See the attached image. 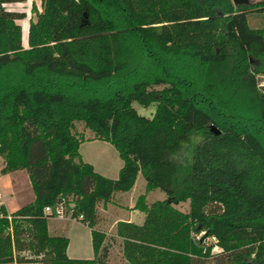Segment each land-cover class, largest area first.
Wrapping results in <instances>:
<instances>
[{"label": "trees", "instance_id": "1", "mask_svg": "<svg viewBox=\"0 0 264 264\" xmlns=\"http://www.w3.org/2000/svg\"><path fill=\"white\" fill-rule=\"evenodd\" d=\"M19 1L0 0V172L24 170L33 199L0 206V263L106 264L97 206L140 173L143 219L113 234L126 264H264V26L247 23L264 0H39L26 47L24 14L2 7ZM90 139L117 151L115 178L81 160ZM153 189L165 198L146 203ZM58 201L89 228L91 258L48 233Z\"/></svg>", "mask_w": 264, "mask_h": 264}, {"label": "rangeland", "instance_id": "2", "mask_svg": "<svg viewBox=\"0 0 264 264\" xmlns=\"http://www.w3.org/2000/svg\"><path fill=\"white\" fill-rule=\"evenodd\" d=\"M2 7L8 10L21 12L24 14V17L21 19L16 20V22L21 26V44L26 47V33H27V26L29 21L34 20L35 13L41 10V5L39 0H23L19 2H10L2 4ZM247 23L252 28H260L264 26V15L262 13H249L247 14ZM259 84L262 85L264 83V74L257 75ZM132 107L136 110V112L140 115L150 117L154 111V104H150L148 106H140L139 104L133 102ZM74 131L77 133H82L84 138L91 137L92 132L89 131L87 128H84L82 124L75 123ZM78 153L82 161L87 162L89 164H93L95 167V171L103 176L114 178L113 171L107 169L111 164H114L116 159H120L118 156L117 151L115 148L109 144L108 142L97 140V141H83L78 146ZM2 167V159L0 157V168ZM103 173V174H102ZM144 180L140 174H137V180L131 190V192L123 193V192H116L117 195L121 196V199L126 201L130 195L134 197V201L136 197L143 193V186ZM0 191L2 195L5 197L4 208H6V212L10 213L14 211V209L27 204L32 199V192L31 188L27 182V175L24 170L18 171H11L3 175L0 172ZM165 194L159 189L150 190L147 195L145 196V202L149 203L153 200H160L164 199ZM4 201V198H2ZM118 198L116 197L115 200ZM6 206V207H5ZM175 207L185 211L187 209V202H180L175 204ZM141 217L143 214L141 213ZM141 219H136V221H142ZM106 220V219H104ZM140 221V222H141ZM49 230L51 234L53 232H65L67 237L72 240V248L75 245V237L81 236L82 230L81 225L74 219L71 218H54L48 221ZM108 229V228H106ZM105 229V230H106ZM56 230V231H54ZM109 234L106 235L109 242H111L110 247L108 249V257L106 264H126L123 260L121 255L120 243L119 239L111 236L110 234H114L111 230H107ZM202 232L198 235L200 236ZM114 239V240H113ZM204 242L206 244H213V239L210 237H205ZM213 252L217 251L218 248L213 246L211 249ZM92 254H89L91 258ZM69 258H81V257H69Z\"/></svg>", "mask_w": 264, "mask_h": 264}, {"label": "crops", "instance_id": "3", "mask_svg": "<svg viewBox=\"0 0 264 264\" xmlns=\"http://www.w3.org/2000/svg\"><path fill=\"white\" fill-rule=\"evenodd\" d=\"M87 141H97V139L85 140V142H87ZM81 143H83V142H81ZM121 164H122L121 159H116L114 164H111L108 167H106L107 169H110V170L113 171V174L115 175L114 178L116 177L118 169L121 166ZM92 167H93V169H95L93 164H92ZM16 171H18V170H16ZM7 173H9V172H7ZM5 174L6 173H4L3 175H5ZM136 180H137V176H136V179L134 181V184H135ZM27 182H28V185L30 187L28 177H27ZM134 184H133V186H134ZM133 186L131 187L130 190H128L126 192H123V193L131 192ZM142 188H143V191H144V184H143ZM148 192L145 193V196L147 195ZM31 196H32V199H33V193H32ZM121 196H123V195H117V193H114L113 197L111 198V200L109 202H107L105 205L99 204L97 206L99 222L96 225V227L99 230L103 231L105 233V235L109 234L107 232V230L109 231V230L112 229V232H114L115 224H116L117 221H131V222H134V223H137V224L141 223L140 222L141 220L140 221L139 220L136 221V219H141L143 217H141V213L142 212H140L139 210L133 208L134 197L132 195H130V197L126 201H124V200L121 199ZM116 197L118 198L117 200H115ZM3 198H4V202H5V197L3 196ZM54 218H57V217H49L48 220H47V231H48V233L50 235H64V236L67 237V234H65V232H63V233L62 232H53L51 234V232L49 230L48 221L50 219H54ZM57 219H59V218H57ZM104 219H106V220H104ZM77 222H79V221H77ZM79 223L82 224L81 222H79ZM81 226H82L81 227L82 233H81L80 237L79 236L75 237V239H74V241H75L74 248H72V240H70V238L67 237L68 243H67V246L65 248V254H66L67 257H81V258H85V257H89V254L90 255L92 254L90 230L84 224H82ZM106 228H108V229H106ZM54 231H56V230H54ZM110 235L113 236L112 233ZM0 264H14V263H0ZM25 264H38V263H25Z\"/></svg>", "mask_w": 264, "mask_h": 264}, {"label": "built area", "instance_id": "4", "mask_svg": "<svg viewBox=\"0 0 264 264\" xmlns=\"http://www.w3.org/2000/svg\"><path fill=\"white\" fill-rule=\"evenodd\" d=\"M3 196L0 191V206L4 205ZM42 212L46 214L49 217H57V218H70V211H66L63 203L61 201H58L54 203L53 206H44L42 209ZM1 216V212H0ZM7 218L9 217L6 215ZM74 220L81 219V215H78L76 218H73Z\"/></svg>", "mask_w": 264, "mask_h": 264}, {"label": "water", "instance_id": "5", "mask_svg": "<svg viewBox=\"0 0 264 264\" xmlns=\"http://www.w3.org/2000/svg\"><path fill=\"white\" fill-rule=\"evenodd\" d=\"M233 6H237V5H244V6H253L258 4L261 0H230ZM210 129L217 134L219 131L216 130L215 128H213L212 126L210 127ZM168 202H171L172 204H176V200L174 198H168L167 199ZM208 233V231H204L201 236L200 239H202L204 236H206Z\"/></svg>", "mask_w": 264, "mask_h": 264}]
</instances>
